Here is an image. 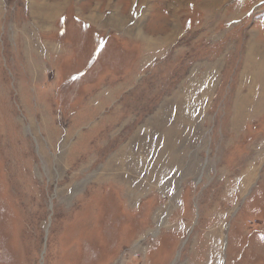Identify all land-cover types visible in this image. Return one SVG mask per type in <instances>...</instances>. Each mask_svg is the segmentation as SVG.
<instances>
[{
    "label": "rangeland",
    "instance_id": "1",
    "mask_svg": "<svg viewBox=\"0 0 264 264\" xmlns=\"http://www.w3.org/2000/svg\"><path fill=\"white\" fill-rule=\"evenodd\" d=\"M263 24L264 0H0V264H264Z\"/></svg>",
    "mask_w": 264,
    "mask_h": 264
},
{
    "label": "bare ground",
    "instance_id": "2",
    "mask_svg": "<svg viewBox=\"0 0 264 264\" xmlns=\"http://www.w3.org/2000/svg\"><path fill=\"white\" fill-rule=\"evenodd\" d=\"M47 20H48V19H47ZM113 21L116 22V23H119V22H120V20H119L117 17H116ZM263 25H264V24H263ZM254 46H255V45H254ZM260 47H261V46H260ZM260 47H259V48H260ZM254 48H255V47H254ZM249 49H250V48H249ZM253 50H254V49H253ZM262 50H263V49H262ZM260 51H261V50H260ZM260 51H259V52H260ZM261 52H263V51H261ZM249 53H250V51H249ZM254 53H255V52H254ZM249 57H250V56H249ZM251 58H252V57H251ZM251 60H252V59H251ZM262 60H264V58H263ZM249 62H250V61H249ZM262 62H263V61H262ZM256 63L258 64V62H256ZM262 64H263V63H262ZM262 68H263V67H262ZM260 69H261V68H260ZM263 69H264V68H263ZM243 74H244V73H243ZM257 74H258V73H257ZM259 74H260V73H259ZM198 76H199V75H198ZM246 77H247V76H246ZM259 77H262V76L259 75ZM196 78H197V77H196ZM243 78L245 79V77H243ZM187 79H188V78H187ZM246 80H247V79H246ZM259 80H260V79H259ZM250 81H251V80H250ZM250 81H249V82H250ZM262 82H263V80H262ZM3 84H4V83H3ZM195 84H196V83H195ZM193 86H194V84L192 85V87H193ZM196 87H197V86H196ZM203 87H204V86H203ZM251 88H252V87H251ZM248 89H249V88H248ZM258 89H259V88H258ZM160 90H161V89H160ZM205 90H206V89H205ZM195 91L197 92V90H195ZM200 91H201V93L203 92L202 89H201ZM251 92H252V91H251ZM192 93H193V92H192ZM198 93H199V92H198ZM248 93H249V92H248ZM259 93H260V92H259ZM261 93H264V92H261ZM196 94H197V93H196ZM249 94H251V93H249ZM247 95H248V94H247ZM251 95H252V94H251ZM257 95H258V94H257ZM178 96H179V97H182L183 99L186 98V97H188V95H186L185 92H183V94H180V93H179ZM201 96H202V95H201ZM242 96H244V95H242ZM248 96H249V95H248ZM179 97H178V98H179ZM240 97H241V96H240ZM252 97H253V96H252ZM238 98H239V97H238ZM192 99H193V97H192ZM174 100H175V97H174ZM178 100H179V99H178ZM186 100H187V99H186ZM181 101H183V100L181 99ZM183 102H184V101H183ZM175 103H177V102L175 101ZM178 103H179V102H178ZM247 103H248V102H247ZM169 104H170V103H169ZM171 104H172V103H171ZM257 104H258V103H257ZM173 105H174V103H173ZM172 108H173V107H172ZM252 108H253V107H252ZM89 124H90V123H89ZM48 130H49V129H48ZM46 131H47V130H46ZM47 132H48V131H47ZM60 132H61V131H60ZM137 132H138V131H137ZM81 135H82V134H81ZM53 137H55V136H53ZM53 137H52V138H53ZM79 137H80V136H79ZM48 138H49V136H48ZM57 138H58V137H57ZM65 140H66V139H65ZM92 140H93V139H92ZM161 140H162V139H161ZM161 140H160V141H161ZM53 141H54V140H53ZM53 141H52V142H53ZM61 141H62V140H61ZM134 142H136V141H134ZM169 142H170V141H169ZM169 142H168V143H169ZM60 143H61V142H60ZM68 143H69V142H68ZM62 144H63V142H62ZM68 145H69V144H68ZM135 145H136V144H135ZM168 145H169V144H168ZM55 146H56V145H55ZM59 146H60V145H59ZM59 146H58V148H59ZM62 146H63V145H62ZM73 147H75V146H73ZM123 147H124V146H123ZM67 148H69V147L67 146ZM61 149H62V148H61ZM69 149H70V148H69ZM69 149H68V150H69ZM56 150H57V149H56ZM120 150H121V149H120ZM62 151H63V150H62ZM123 151H124V150H123ZM137 151H138V150H137ZM155 151H156V150H155ZM89 152H90V151H89ZM91 152H92V151H91ZM130 152H131V151H130ZM135 152H136V151H135ZM153 152H154V151H153ZM156 152H157V151H156ZM77 153H78V152H77ZM95 153H96V152H95ZM126 153H127V152H126ZM66 154H67V152H66ZM68 154H69V153H68ZM131 154H132V153H131ZM171 154H172V153H171ZM55 155H56V154H55ZM58 155H59V154H58ZM58 155H57V156H58ZM99 155H100V154H99ZM118 155H119V154H118ZM66 156H67V155H66ZM119 156H120V155H119ZM157 156H158V155H157ZM58 157H59V156H58ZM58 157H57V158H58ZM172 157H173V156H172ZM175 157H176V156H175ZM67 158H68V157H67ZM82 158H83V157H82ZM154 158H155V155H154ZM59 159H60V157H59ZM65 159H66V158H65ZM50 160H51V159H50ZM110 160H112V159H110ZM115 160H116V159H115ZM117 160L119 161V159H117ZM170 160H172V159H170ZM7 161H8V160H7ZM112 161H113V160H112ZM136 161H137V160H136ZM141 161H142V160H141ZM83 162H84V161H83ZM121 162H122V161H121ZM134 162H135V161H134ZM115 163H116V162H115ZM115 163H114V164H115ZM117 163H118V162H117ZM123 163H125V162L123 161ZM121 165H122V164H121ZM155 165H156V164H155ZM65 166H66V165H65ZM117 166H118V164H117ZM153 167H155V166L153 165ZM171 167H172V166H171ZM171 167H170V168H171ZM68 168H69V167H68ZM121 168H122V167H121ZM168 168H169V167H168ZM6 169H7V168H6ZM84 169H85V168H84ZM84 169H83V170H84ZM109 169H110V168H109ZM151 169H154V168H151ZM155 169H156V168H155ZM72 170H73V169H72ZM89 170H90V169H89ZM114 170H115V169H114ZM162 170L164 171L163 168H162ZM172 170H173V169H172ZM67 171H68V169H67ZM116 171H117V170H116ZM151 171H152V170H151ZM151 171H150V172H151ZM84 172H85V170H84ZM88 172H89V171H88ZM119 172H120V171H119ZM85 173H86V172H85ZM89 173H90V172H89ZM98 173H99V172H98ZM113 173H114V172H113ZM70 174H71V173H70ZM86 174H87V173H86ZM101 174H102V173H101ZM152 174H153V173H152ZM159 174H160V173H159ZM71 175H73V174H71ZM78 175H79V174H78ZM102 175H103V174H102ZM148 175H149V174H148ZM114 176H115V175H114ZM114 176H113V177H114ZM153 176H154V175H153ZM71 177H72V176H71ZM73 177H74V176H73ZM151 177H152V176H151ZM154 177H155V176H154ZM78 178H79V177H78ZM108 178H109V177H108ZM148 178H149V176H148ZM158 178H159V177H158ZM72 179H73V178H72ZM72 183H73V182H72ZM91 184H92V183H91ZM111 184H112V183H111ZM143 184H144V183H143ZM83 185H84V184H83ZM92 185H93V184H92ZM114 185H115V184H114ZM116 185H117V184H116ZM142 186H143V185H142ZM95 187H96V186H95ZM98 187H99V186H98ZM117 187H118V186H117ZM76 188H77V187H76ZM79 188H80V187H79ZM91 188H92V187H91ZM66 189H67V188H66ZM66 189H64V191H65ZM94 189H95V188H94ZM96 189H97V188H96ZM105 189H106V188H105ZM77 190H78V189H77ZM136 190H137V189H136ZM97 191H98V190H97ZM99 191H100V190H99ZM101 191H102V190H101ZM101 191H100V192H101ZM132 191H135V190H132ZM139 191H140V190H139ZM135 192H136V191H135ZM72 193H73V192H72ZM66 195H67V194H66ZM131 195H132V194H131ZM133 195H134V194H133ZM139 195H140V194H139ZM69 200H70V199H69ZM217 217H218V216H217ZM211 238H212V237H211ZM101 243H102V242H101ZM36 247H37V246H36ZM85 250H86V249H85ZM45 252H46V251H45ZM87 258H88V257H87ZM88 260H90V259L88 258ZM94 260H95V259H94ZM80 261H81V260H80ZM89 262H90V261H89Z\"/></svg>",
    "mask_w": 264,
    "mask_h": 264
}]
</instances>
